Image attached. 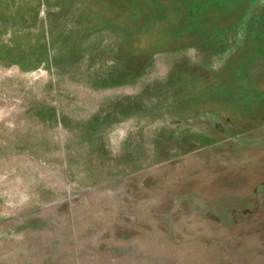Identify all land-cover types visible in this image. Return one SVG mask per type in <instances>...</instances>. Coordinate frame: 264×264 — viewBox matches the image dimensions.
Returning a JSON list of instances; mask_svg holds the SVG:
<instances>
[{"label":"rangeland","instance_id":"374dc122","mask_svg":"<svg viewBox=\"0 0 264 264\" xmlns=\"http://www.w3.org/2000/svg\"><path fill=\"white\" fill-rule=\"evenodd\" d=\"M0 264H264V0H0Z\"/></svg>","mask_w":264,"mask_h":264}]
</instances>
